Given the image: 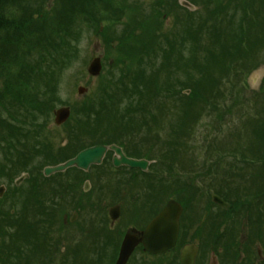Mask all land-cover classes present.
I'll list each match as a JSON object with an SVG mask.
<instances>
[{
  "label": "rangeland",
  "instance_id": "obj_1",
  "mask_svg": "<svg viewBox=\"0 0 264 264\" xmlns=\"http://www.w3.org/2000/svg\"><path fill=\"white\" fill-rule=\"evenodd\" d=\"M152 1L113 0V4L117 7L119 6L118 3H125L126 5L123 7L127 11H125L126 16L124 15L122 23L103 24L107 34L111 35L112 40H114L110 42L108 48H106L107 44L102 40V37L96 36L94 30L90 29L89 26L81 29V35L76 45L78 57L72 66L62 73L59 83L57 99L60 104H67L72 107L80 106L82 102L89 101L96 96L101 85V79L120 81V78L125 75L122 73L124 67L129 63L127 57L120 55L123 51L126 52L123 48H126V44L131 42L127 38L142 34L138 25L143 16L139 17L138 14L132 16L134 18L133 23L131 17L127 21L125 17H127L129 9L132 8L138 9L137 11L141 13L144 12V17H147L151 10ZM191 1L196 4L195 18L192 22L187 21V24L195 23L192 27L195 38L189 43H183L184 45L182 44L180 48H177L179 45L175 44L173 47L175 53L170 56L169 64L164 65L161 59L154 61L153 56L150 55L143 56L145 59L142 65L140 60L142 56L137 57L135 53L130 58L131 62L135 63L134 71H142L146 80L152 77L156 83L152 86L151 91H147L145 97H142L144 105H139L134 101L128 104L136 107L137 110L139 109L135 115L141 119V122L143 115L146 116L147 122L150 121V115L162 121L157 133L156 128L150 132H155L158 140H164L166 148L161 149L160 146L155 148L148 144L147 151L156 153L159 149L163 156L158 165L156 167L150 166L148 171V176L152 179L150 182L154 183L152 185H154L155 191L145 193L138 199L134 198V200H131L130 197L117 199L116 201L119 200L118 202H121L123 206L118 223L112 225L109 220L98 221L101 218L98 216L99 213L92 212L91 215L82 216L77 221L82 224L87 223L86 226L79 227L74 224L68 227L61 224L64 212H59L60 205L54 204L55 197H58L57 194L65 195L64 189L50 186L39 176H34L30 181L23 180L21 188L17 190L18 192H16L14 184H7V175L10 172L9 166L11 164L26 166L25 158L28 156L26 149L31 147L32 141H23V138L18 139L15 143L17 147L10 149L2 140L7 141L9 139V135L14 131L13 124L7 119L8 114L4 113L3 109L0 110V184L6 188L9 185V190H5L1 198L6 199V201L2 202L0 206L2 209L0 210V264L16 262L15 257L6 253L2 248V242L7 241L5 237L14 235L12 227L9 228V226L15 227L14 222L23 218V213L28 215V210H32V208L43 207L46 211L44 216L47 215L46 217L50 219H43L40 223V229L46 230L45 233L52 237L53 241L59 238L60 244L63 240H68L65 237L70 233L73 235L72 242L73 239L76 241L75 236L82 240L76 247L67 251L65 260L68 261V264H112L116 260L115 250L119 235L122 236L125 231L131 229L140 231L149 222L152 214L155 215L160 207L171 199H177L184 203L183 227L180 229L179 242L183 244L195 242L199 245L201 255L198 264H211L212 254L216 256V264H234L235 262L237 264H264V140L262 141L261 138L264 134V6L260 5L262 0ZM6 2L5 8L7 4L10 7L4 11L5 14L2 13L0 20H6L7 15H9V19L17 23L21 29L20 32L13 30V32L8 33L6 30H0V48L3 46L10 48L6 40L16 38L20 40L23 34L21 31H26L24 32L26 34L33 33L34 40L37 41L45 38L47 27L43 28L44 18L50 20L55 0H9ZM249 3L251 8L248 18L250 19L247 23V18H245L247 14L241 9V4L247 8ZM174 4L175 1L162 0V6H165V12L160 22L162 25L161 28H155L152 35L163 48L168 46L172 37L178 38L179 33L181 34L180 27L178 33V25L174 26L175 21L177 22L174 20L175 16L179 18V21L181 18L180 12L172 15ZM38 6L45 7L46 14H50L38 16L34 11ZM32 14L33 24L29 22V16ZM259 16L260 22L258 21V24L255 22V17ZM55 18L52 16V19ZM124 23L130 25L125 27ZM171 26L175 27L174 32ZM134 27L137 29L136 33L131 32L132 29H135ZM138 36L135 39L138 40ZM254 37L263 38L257 43L261 46L257 45V50L254 48L252 53L247 54L251 41L258 40L251 39ZM24 43H20L16 47L13 55L21 56V44ZM197 44L200 45V49L193 47ZM230 44L235 46L240 44L242 48H232L228 46ZM216 45L219 46L218 49ZM227 47L230 51H242L246 54L243 57L233 55L235 58L233 60L231 58L229 63L221 65L218 62L217 67L211 66L212 68H210V65L214 64L212 61L215 60V57H210V53H219L221 56L216 57L225 59L227 56L224 50ZM165 48L170 49V47ZM250 48L253 47L250 46ZM191 50L197 51L196 56L190 55ZM199 51H205V53L202 54ZM95 58L101 59L103 63L101 77L97 79L89 77L87 73L90 61ZM240 58H244L246 64H242ZM204 61H206V70L202 66L195 67L197 63L202 65ZM4 62L11 61L6 59ZM6 66L10 67L8 63ZM12 66L9 76H5V73L3 74L2 69H0L2 79L9 78L12 80L11 76L17 75L18 67L15 64ZM247 69L248 71H246ZM253 71H256L254 73L256 78L253 81L251 77L249 87L247 89L242 88V81L247 83L249 75ZM202 76L208 79L207 84H210L211 88L204 89V87L196 88L195 86L194 90L193 86H185L186 84L189 85L191 80L198 82V78ZM122 79L127 78L123 76ZM129 79L131 78L129 77ZM233 79L234 81H232ZM80 87L87 89L84 96L77 95V89ZM187 91H190L187 96L182 95L183 92ZM0 92H3L1 82ZM167 92L171 95H168ZM177 94L185 96L182 100L186 106L173 99ZM148 98L152 100L148 102ZM6 102L8 103V101ZM160 108H167L164 112L166 115L156 116L159 114L156 110ZM38 109H43V107H35V114L40 111ZM21 112L20 114L17 113L21 115L20 119L27 121L28 115ZM45 112L48 116L51 115L50 111ZM37 118V125L46 123V127L40 133V140L46 143L45 140L48 139L52 143L54 151L59 146L61 138L66 139L67 135L77 136L70 133L67 128H56L53 118L50 116L48 118L45 114H40ZM71 119L68 125L74 128L73 116ZM259 123L261 126L258 128L256 125H260ZM148 126L151 124L149 123ZM149 135L151 136L149 140L145 135L146 144L154 141L152 138L154 135L151 133ZM170 137H177L179 140L173 141L171 142L172 145H169L168 139ZM74 140L75 137H73ZM82 140L83 138H81V142ZM135 140L136 143L134 144L138 146V138ZM73 141L71 140L72 143H74ZM21 167L18 168L17 172H13L15 173L13 178L19 177ZM63 188H67L66 184ZM224 192H226L224 200L230 207L225 211L210 204L211 194ZM236 192L244 195L240 201H244L247 197L249 206L254 207L253 215L247 214L249 211L247 207L236 212L238 209L236 204L240 203L238 202L239 196L238 201L234 199ZM258 196L261 197L259 202L256 199ZM87 198L89 199V197ZM145 201L148 203L145 204ZM154 201L156 202L154 203ZM98 206H100V202ZM146 207V210L142 209ZM11 209L13 210L12 213ZM26 218L28 217L26 216ZM7 223H10L7 225L8 230L11 229L10 232H7L9 235L2 232V227L6 226ZM92 226L94 227L92 228ZM37 230L38 227L34 224L22 222L19 225L21 241L25 245H29L36 242L37 239L39 240L41 236H36ZM231 233H233V240L228 239V237H232V235L229 236ZM182 243L180 244L183 245ZM238 244L242 245L244 250L239 252V249L234 247ZM36 247L40 248L38 245ZM30 249L29 252L32 251ZM60 249L61 246L55 247L52 252L60 254ZM16 251L19 252L18 249ZM93 253L95 255H92ZM231 253L233 257H231ZM33 255L37 257L36 252H33ZM46 257L44 256L39 260L33 257H30L29 260L24 259L26 264H45ZM177 258V250L156 260H152L153 258L137 250L128 264H177L174 262ZM58 259L59 257L55 256V259L49 261V264H56ZM2 261L4 263H1ZM59 263L62 264L61 258Z\"/></svg>",
  "mask_w": 264,
  "mask_h": 264
},
{
  "label": "trees",
  "instance_id": "obj_2",
  "mask_svg": "<svg viewBox=\"0 0 264 264\" xmlns=\"http://www.w3.org/2000/svg\"><path fill=\"white\" fill-rule=\"evenodd\" d=\"M6 1L9 0H0V16H2V13H4V11L8 7H10V5L7 4V7L5 8L4 4L7 3ZM152 2L153 3L150 5L151 10L147 17H144V12L138 14L139 17H144V19L142 17V20L138 25V28H140L142 34L140 36L137 35L138 40L135 39L137 36L133 38L132 36L130 38H127L131 42L126 44V48H123V50H125L126 52L123 51L120 54L121 56L128 58L129 63L124 67V71L122 72L125 73V75L123 76H126L127 79H122L123 76L120 78V81H108L105 79H101V85L96 93V96L91 98V100L89 101L82 102L80 106L76 105L74 107L75 117L86 118V120H82L81 123L86 125V130L88 132L101 133V135H99L98 137L101 140L102 144H112L114 142L118 143L120 142L118 140V137L120 135H132L134 133L136 135V132H138L139 129L146 127V133L144 134L147 135L148 140L149 138H151V136L149 135V133H151V135H154V137L152 136L153 140L156 143L158 141V138H156V133L158 132V130L156 131V133L150 132V130H152L153 128H157L159 125L161 126L162 121L160 119H157V117L154 118L152 115H150V121L147 122L146 116L143 115V121L141 122V119H138V116L135 115V112H138L139 109L137 110L136 107L128 104L129 102L131 103V101H134L139 105H144L142 97H145L147 91H151L152 86L156 83V81H154V78L152 77H150L149 80H146L143 76L144 73L142 71H134L135 63L131 62L130 58L133 57L135 53L137 54V57L142 56L140 58L142 65L145 59L143 56L150 55L153 56L152 58L154 61H156V59H161L165 65L170 63V56H173V53H175V50L173 48L175 47V42H172L173 46L171 44H168V47H170V49H167L165 47L163 48V46L160 43H157V40L152 36L153 32H155V28H161L160 21L162 20V15L165 12V6H162V0H153ZM263 2L264 0H262L260 5L264 6ZM118 4V7L115 6L113 4V0H55V5L51 11L52 16L56 18L52 19V16L50 20L44 18L45 24L43 28L45 29L47 27V34L44 39H39L38 41L34 40L33 33L26 34L24 33L26 31H21V33L23 34L20 40H18L17 38L13 40H6V43L10 48H5L4 46L0 48V69H2L3 74L5 73V76H9L10 71L13 67L12 65L14 64L18 67L19 70L16 72L17 75L11 76L12 80L9 78L2 79L0 77V82L3 87V92H0V110L3 109V112L8 114L7 119L10 120V123L13 124L14 130L9 135V139L7 141H2H4V143L8 145L10 149L17 147L15 146V143L18 139H26V136L22 133L26 131V126L33 125L36 121L35 119L37 118H35V107L41 106L43 107V109L38 110H40L41 112H45L47 110L50 111L51 109H53L54 104L58 103L55 95L58 91L62 73L68 70V68L72 66L73 62L78 57L76 45L78 44V40L81 35V29L83 27L89 26L90 29L94 30L96 36L102 37V40H104L105 44H107L106 48L109 47L111 41H114L112 40L111 35L107 34V31L105 30L103 24L107 25L109 23H122L124 15L126 16L125 11H127L126 8L123 7V5L126 4ZM250 8V3L247 8H244V6H242L241 4V9L244 13L247 14V16L245 17L247 18V23L250 19L248 18ZM45 9L46 8L43 6H38L34 11L38 16H47L50 13L46 14ZM137 10L138 9L135 10L133 8L131 10L129 9V11L127 12V17H125L126 21L129 20L130 17L132 18V16L136 15L139 12ZM180 11L183 24H179L182 34H179L178 38L180 40V46H182L183 43H189L195 38L194 31L192 29L195 23L190 25L187 24V21L189 20L191 22L194 21L193 18H195V14H190L187 11H183L181 9L179 10V12ZM32 19L33 14L29 16V22L31 24H33ZM259 19L260 16L257 18L255 17V22H257L258 24L260 22ZM133 22L134 18H132V23ZM252 23L256 24L254 22ZM123 25L125 27H128L130 24L124 23ZM100 26H102L101 30ZM134 28L135 29H132L131 31L132 33L137 32L136 27ZM2 29L6 30L7 33L11 31L13 32V30L16 32H20L21 27L17 25V23H15L13 20L11 21V19H9V15H7L6 20H0V30ZM163 38L165 39V36H163ZM251 39L258 40L254 42L251 41L248 46L249 52H247V54H249L254 48L257 50V45H259V47L261 46V44L257 43H259V40L263 38L254 37ZM20 43L25 44H21V56L13 55L16 47ZM199 46L198 44L193 45V47H198V49H200L201 47ZM228 46L238 49L242 48L240 47V44H236V46L234 44H230ZM250 46L253 48H250ZM218 47L219 46H217V49ZM227 49L228 47L224 50V52L226 51L227 56V58L225 59L217 58L218 55L221 56V54L219 53H210V57H215V60L212 61L214 64H211L210 68H212L211 66L217 67L218 62L221 63V65L227 62L229 63L231 58L232 60L235 58V56L233 55L243 57V55L246 54V52H235L234 50L230 51L229 49L228 52ZM190 52L191 56L192 54H194V56H196L197 54V51L195 50H191ZM200 52L202 54L205 53V51H199V53ZM177 55L179 54L177 53ZM248 56L250 57L251 55ZM35 57L37 58L36 60ZM137 57L135 58L136 62ZM6 59H10L11 62H4V60ZM240 60H242V64H246V60L244 58H240ZM7 63L10 67L6 66ZM197 66H202V68L206 70V61H204L202 65L197 63L195 67ZM246 71H248V69ZM129 77L131 79H129ZM207 81L208 79H206L205 76H202L198 78V82L191 80L189 81V85L186 84L185 86H193L194 90L195 86L196 88L204 87V89H209L211 88V85L207 84ZM167 94L171 95L169 92H167ZM182 98L184 97L177 94V96L173 99L178 100V102H180L184 106L185 104ZM148 99V102L152 100L150 98ZM6 101H8V103ZM166 109H157L156 111L159 114H156V116L166 115V113H164L166 112ZM18 112L19 114L21 112L22 114L28 115V120L24 121L23 119H20L21 115L17 114ZM184 115H186V113H184ZM149 123L151 124V126H148ZM105 124H113L114 126L106 127ZM16 126L17 128H15ZM258 126L260 127L261 124L256 125V127ZM261 138L263 141L264 134H262ZM178 140L179 138L177 137L171 138L169 140V145H172L171 142ZM95 141L97 140H93V142ZM27 160L28 159L25 158V161ZM11 240H14L15 245L21 242V239L17 237L12 238ZM6 246L7 245L2 244V248L5 250V252L11 256H14L16 259V262L12 264H23V260L21 258L26 254L24 252L22 253V249L13 247L14 250H9L6 249ZM234 247L239 249L238 245H235ZM17 249L19 250V252L16 251ZM240 251L242 250L239 249V252ZM231 257H233L232 253ZM3 261L1 263H4ZM234 264L237 263L235 262Z\"/></svg>",
  "mask_w": 264,
  "mask_h": 264
},
{
  "label": "flooded vegetation",
  "instance_id": "obj_3",
  "mask_svg": "<svg viewBox=\"0 0 264 264\" xmlns=\"http://www.w3.org/2000/svg\"><path fill=\"white\" fill-rule=\"evenodd\" d=\"M73 137L72 135H67V139H64L61 143V148L55 149L58 151L57 156L62 161H69L80 151L79 148L83 141L81 142V139L76 136L73 141ZM113 156V153H106L102 163L98 166L89 167L87 172L73 168L62 175H52V177L45 180L50 186L53 185L64 189L66 196L64 194H57L58 197H55L56 201L54 202V204L60 205L59 212H64L62 217L63 225L71 227L76 224L79 227H84L87 223L82 224L77 221L82 216L91 215L92 212H98V216L101 217L99 221L105 222L106 218L104 219V217L109 214L111 208L106 207V202H117V199L128 197L134 200V198L138 199L141 195L149 193L150 190L145 176L138 170L134 171L128 168L115 169L113 166ZM33 173L38 174L37 170H33ZM65 184L67 188H63ZM99 202L100 206H98ZM144 203L147 204L148 201ZM142 209L146 210L147 207ZM44 213L46 211L43 207L37 208L32 212V215L36 216L38 226L43 219H50L46 217L47 215L44 216ZM46 239H49V237Z\"/></svg>",
  "mask_w": 264,
  "mask_h": 264
},
{
  "label": "water",
  "instance_id": "obj_4",
  "mask_svg": "<svg viewBox=\"0 0 264 264\" xmlns=\"http://www.w3.org/2000/svg\"><path fill=\"white\" fill-rule=\"evenodd\" d=\"M186 5V4H183ZM189 7L188 5H186ZM101 71V63L99 60H93L88 69V73L93 77L99 76ZM85 92L84 89L80 88L78 91L79 95ZM68 110L61 109L56 115L57 124L65 122L69 117ZM110 150L116 151L117 154L120 155L121 160H115L114 165H123L128 166L133 169H145L146 163L143 161H133L129 159H125L122 157L121 152L118 148L112 147ZM106 148L94 147L93 149L86 150L80 155H78L71 162H68L62 166L57 168L46 169L44 172L46 175H49L54 172H62L66 168H70L76 166L80 169H85L89 164L99 163L100 158L103 156ZM214 200L219 203L221 206L223 205L217 198ZM182 213V209L178 204L171 201L157 216L152 220L150 225L143 231L140 239L136 238L134 235H126L122 242V246L119 251V259L116 264H125L127 260L130 258L133 250L142 243L144 250L151 255H158L164 252H167L176 244V240L179 233V217ZM117 214H112V219L115 220L117 218ZM197 248L195 245H186L181 250L180 254V262L181 264H195V258L197 256Z\"/></svg>",
  "mask_w": 264,
  "mask_h": 264
}]
</instances>
